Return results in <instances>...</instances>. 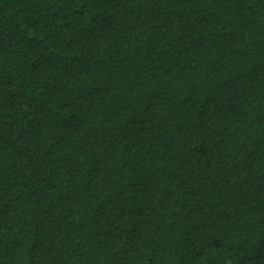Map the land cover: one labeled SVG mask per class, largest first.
Instances as JSON below:
<instances>
[{"label": "trees", "instance_id": "16d2710c", "mask_svg": "<svg viewBox=\"0 0 264 264\" xmlns=\"http://www.w3.org/2000/svg\"><path fill=\"white\" fill-rule=\"evenodd\" d=\"M0 264H264V0H0Z\"/></svg>", "mask_w": 264, "mask_h": 264}]
</instances>
